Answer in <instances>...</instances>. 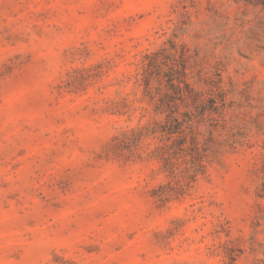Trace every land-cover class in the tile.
<instances>
[{"label": "rangeland", "instance_id": "1", "mask_svg": "<svg viewBox=\"0 0 264 264\" xmlns=\"http://www.w3.org/2000/svg\"><path fill=\"white\" fill-rule=\"evenodd\" d=\"M168 40L225 107L162 203L153 145L115 137L159 120L132 75ZM263 183L264 0H0V264H264Z\"/></svg>", "mask_w": 264, "mask_h": 264}, {"label": "trees", "instance_id": "2", "mask_svg": "<svg viewBox=\"0 0 264 264\" xmlns=\"http://www.w3.org/2000/svg\"><path fill=\"white\" fill-rule=\"evenodd\" d=\"M189 58L186 46L172 40L140 56L134 64L133 85L159 120L138 124L115 137L121 150L138 149L147 140V149L153 145L147 156L159 162L168 179L158 189L162 203L184 196L205 175L209 141L201 139L197 128L225 107L224 94L218 90L198 91L190 84ZM120 104L125 106L126 99ZM139 110L146 112L144 108ZM262 193L264 197V183Z\"/></svg>", "mask_w": 264, "mask_h": 264}]
</instances>
